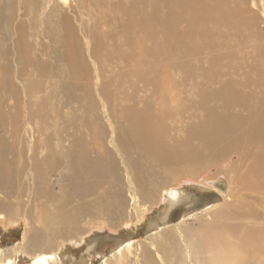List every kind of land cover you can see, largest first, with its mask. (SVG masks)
Segmentation results:
<instances>
[{
    "label": "rangeland",
    "instance_id": "1",
    "mask_svg": "<svg viewBox=\"0 0 264 264\" xmlns=\"http://www.w3.org/2000/svg\"><path fill=\"white\" fill-rule=\"evenodd\" d=\"M12 1L7 31L0 25V110L11 143L6 158L21 172L20 178H35L39 166L41 178H52L56 185L59 178H75V167L67 155L74 150L84 152L90 165L95 160L105 163L108 173H100L99 178H127L132 172L125 170L117 145L122 130L118 129L130 110H137L145 118L158 116L164 108L173 113L165 120V132L158 130L155 135L161 138V144H154V151L160 152L164 145L186 134L185 126L191 119L194 125L204 118L206 103L201 98L206 90L217 87L220 80L231 79L238 84L239 71L245 68L254 72L261 61L258 51L264 49V0H163L160 4L153 0ZM170 6L177 8L175 19L169 17ZM135 8L142 14L129 25ZM63 9L76 32L69 46L50 31L58 29L57 14ZM196 12L204 17L192 24ZM166 19H174L172 29L178 34L167 32ZM67 54L74 58L72 62L64 57ZM103 89L109 91V97ZM145 110L150 112L141 113ZM213 163L194 164V174L187 177L186 170L177 177L174 182L182 181L179 191L188 200L183 198L176 207L169 208L159 192L155 202H147L139 222L133 219L135 222L100 228L104 226L99 224L101 220L83 221L73 240L56 244L60 248L51 264H103L118 245L148 242L152 234L180 223L185 228L218 227L215 220L217 216L225 218V212L205 210L211 205L225 208L230 185L227 181L237 188L235 178L246 169L247 160L240 163V155L234 154L221 164ZM80 170L83 178H98L93 172ZM191 177L194 182L183 181ZM222 182L225 184L220 186ZM1 198L15 210L8 214L11 219H0V250L6 260L14 257L15 264H29V256L17 249L35 229L45 226L33 220L37 216L35 204L28 206V197ZM28 207H34L30 213L25 211Z\"/></svg>",
    "mask_w": 264,
    "mask_h": 264
},
{
    "label": "bare ground",
    "instance_id": "2",
    "mask_svg": "<svg viewBox=\"0 0 264 264\" xmlns=\"http://www.w3.org/2000/svg\"><path fill=\"white\" fill-rule=\"evenodd\" d=\"M153 1L154 4H160L163 0ZM251 1L256 3V0ZM11 3L14 2L0 0V25L5 31L11 15ZM183 7L190 8L189 5ZM32 8L35 9V6ZM135 9L137 12L130 14L129 25L135 23L137 17L140 18L142 14L140 8ZM63 11L64 9L57 14L58 29L50 31L58 35L62 44L69 46L70 39L75 38L76 32ZM262 11L264 13V8ZM168 14L170 19L176 17L177 8L170 6ZM203 17V13L196 12L192 17V24L199 23ZM221 17H225V14L221 13ZM173 20L167 22L166 19L167 32L178 34L177 30L172 29ZM23 31L20 29L19 33ZM258 52L261 61L255 65V71L250 72L243 68L239 71L238 84L231 79L220 80L217 87L206 90L201 98V101L206 103L204 118H200L201 120L196 121L194 125L191 119L185 126L186 134L181 135L182 138L173 144L164 145L160 152L154 151V144H161V138L155 135H158V130L165 132V120L168 116H174L173 113H170L169 108H164L158 116L152 114L145 118L137 110H130L132 112L128 113L125 124L118 129L122 130L117 145L125 170L132 172L127 178H99L100 173L105 175L108 173L105 163L95 160L90 165L88 156L77 150L67 154L71 165L75 167L73 172L75 178H59L56 185L52 178H41L39 166L36 167L35 178H20L21 172L15 170L6 158V150L11 143L6 137V120L1 109L0 211H5L6 215L0 212V219L6 221L11 219L8 214H14L15 210L13 204L9 202L4 204L1 197L7 199L28 197V206L35 204L33 208L36 209L37 219L32 213L35 217L33 220L42 223L46 228L35 229L25 244L17 249L29 256V264H51L60 248V245H56L60 244L59 240L73 238L81 229L80 224L88 218L91 221L101 220L99 224L102 223L104 226L100 228L109 225L113 228L119 222L126 224L125 221L133 219L139 222L148 208L147 202L151 204L159 192L165 197L169 208L176 207L175 205L181 203L183 198H187L184 196L185 193L179 191L182 181L174 182L183 171L189 170L188 174L186 173L188 177L190 173L194 174L196 171L191 170L192 165L198 163L204 166L205 162L210 161L211 164L213 162L219 164L234 154L240 155V163L247 160L246 169L239 172V178H235L237 188L233 189L232 181L228 180L230 185L228 197L227 194L225 196V208L218 206L215 209L216 205H211L205 210L207 213L219 210L225 212V218L217 216L215 220L218 227L211 224L202 225L200 228H185L182 223L176 224L158 235L152 234L148 242L128 241L123 247L118 245L112 257L103 264H264V49ZM64 57L70 59L68 62L74 59L71 54ZM211 63L215 66L214 60H211ZM220 75L223 78L222 72ZM103 91L109 97V91L104 89ZM162 104L165 105L166 102ZM93 106L94 103L91 107ZM148 112L150 111H141ZM156 167L161 169V172L156 171L154 169ZM81 168L95 173L98 178H83ZM225 173H228V170ZM166 174L169 178L165 177ZM183 181L188 183L195 180L191 177ZM222 184L225 183H220V186H223ZM33 208L28 207L26 213H30L29 209ZM222 222L226 224L219 225ZM82 230L85 232V229ZM26 237L27 231L23 238ZM1 263L16 262L14 257L6 260L4 251L0 250Z\"/></svg>",
    "mask_w": 264,
    "mask_h": 264
},
{
    "label": "water",
    "instance_id": "3",
    "mask_svg": "<svg viewBox=\"0 0 264 264\" xmlns=\"http://www.w3.org/2000/svg\"><path fill=\"white\" fill-rule=\"evenodd\" d=\"M223 185V184H222Z\"/></svg>",
    "mask_w": 264,
    "mask_h": 264
}]
</instances>
